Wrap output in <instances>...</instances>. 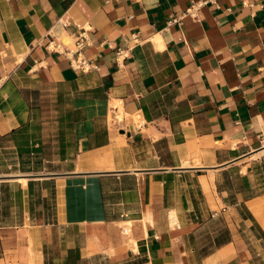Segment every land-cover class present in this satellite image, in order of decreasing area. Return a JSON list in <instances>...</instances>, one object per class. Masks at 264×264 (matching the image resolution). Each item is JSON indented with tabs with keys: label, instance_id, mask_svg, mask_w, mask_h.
<instances>
[{
	"label": "crops",
	"instance_id": "obj_1",
	"mask_svg": "<svg viewBox=\"0 0 264 264\" xmlns=\"http://www.w3.org/2000/svg\"><path fill=\"white\" fill-rule=\"evenodd\" d=\"M78 28L96 69L46 47ZM36 98L59 152L0 173V264H264V0H0L1 149Z\"/></svg>",
	"mask_w": 264,
	"mask_h": 264
},
{
	"label": "rangeland",
	"instance_id": "obj_2",
	"mask_svg": "<svg viewBox=\"0 0 264 264\" xmlns=\"http://www.w3.org/2000/svg\"><path fill=\"white\" fill-rule=\"evenodd\" d=\"M36 100L34 118L36 126L32 130V136L37 145L22 146V151L12 144L5 146V149L0 147V173L42 171L50 164L48 158H54L59 152V129L57 128L59 118L53 113L49 99L36 98ZM66 139L70 143L68 131ZM68 145L70 147V144Z\"/></svg>",
	"mask_w": 264,
	"mask_h": 264
},
{
	"label": "built area",
	"instance_id": "obj_3",
	"mask_svg": "<svg viewBox=\"0 0 264 264\" xmlns=\"http://www.w3.org/2000/svg\"><path fill=\"white\" fill-rule=\"evenodd\" d=\"M204 3L205 2L194 4L191 2L190 6L185 10L184 16L187 15L189 17H193L197 8L202 6ZM175 21L177 20H174V22ZM61 25L65 26L64 23H61ZM78 29L80 32H78L68 44H64L62 41L58 40L55 43L48 44L46 47L67 59L73 70L85 72L91 69H96V66L81 55L82 50L89 45V40L86 34V29ZM137 120L138 122L140 121L139 116H137ZM141 125L142 124L137 123L136 129H140Z\"/></svg>",
	"mask_w": 264,
	"mask_h": 264
},
{
	"label": "bare ground",
	"instance_id": "obj_4",
	"mask_svg": "<svg viewBox=\"0 0 264 264\" xmlns=\"http://www.w3.org/2000/svg\"><path fill=\"white\" fill-rule=\"evenodd\" d=\"M57 27V26H56ZM57 28H59V27H57ZM59 32V31H58ZM57 38H59L60 39V41H62L64 44H68L71 40H72V38L71 37H68V36H66L63 32L61 33V34H57V36H56ZM110 106L111 107H118L119 108V111H118V116L120 115V114H122V115H124L123 114V112H122V109H121V105H120V102L119 101H117V100H114V99H112L111 101H110ZM126 116V115H125ZM137 114L136 115H132V119L134 120V121H137ZM123 116L122 117H120L119 119H114V121L115 122H117L118 120V122H122L123 121ZM142 118H140V121H142L141 120ZM261 154H264V147L260 150V151H258V153H257V155L258 156H260ZM24 182H25V178H24ZM171 214V216L170 217H173L174 218V216H173V214L172 213H170ZM172 219V218H171ZM172 220H174V219H172ZM132 244V243H131Z\"/></svg>",
	"mask_w": 264,
	"mask_h": 264
}]
</instances>
